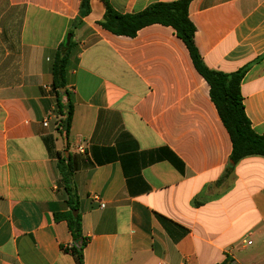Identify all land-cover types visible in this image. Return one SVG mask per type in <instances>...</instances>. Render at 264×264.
<instances>
[{
	"label": "crops",
	"instance_id": "obj_1",
	"mask_svg": "<svg viewBox=\"0 0 264 264\" xmlns=\"http://www.w3.org/2000/svg\"><path fill=\"white\" fill-rule=\"evenodd\" d=\"M108 1L136 14L177 0ZM80 6L0 0V264H79L67 248L81 241L54 216L70 210L59 152L83 264H264V157L228 172L232 141L185 43L161 24L115 35L101 0L83 18ZM188 16L204 64L243 72L245 113L264 135V0H192ZM69 35L65 137L52 68Z\"/></svg>",
	"mask_w": 264,
	"mask_h": 264
},
{
	"label": "trees",
	"instance_id": "obj_2",
	"mask_svg": "<svg viewBox=\"0 0 264 264\" xmlns=\"http://www.w3.org/2000/svg\"><path fill=\"white\" fill-rule=\"evenodd\" d=\"M90 1L81 0L80 17L83 18L90 13ZM101 1L105 5L106 12L100 25L115 35L134 37L139 30L153 24L170 26L175 29L178 37L185 43L197 71L209 84L211 99L230 135L232 166L228 169V172L244 158L251 156L264 157V135H258L252 129L245 113L243 96L240 90L243 72L227 75L213 71L204 64L195 43L196 28L188 16V7L192 0L157 3L136 14H122L116 11L108 0ZM71 49V44L69 46L63 44L56 52L52 68V86L55 90L57 112L59 114L57 133L65 137L69 136L73 117V103L66 79ZM62 97H67L68 102L66 104L62 102ZM57 156L62 181L69 196L67 203L70 210L56 212L54 216L56 220H66L74 241H81L79 247L73 244L67 250L77 257L79 264H83V248L86 245V240L82 238L81 217L80 215H74V211L78 209V202L74 201L76 194L71 183L70 158H63L60 152ZM229 262L230 260L226 259L222 264H229Z\"/></svg>",
	"mask_w": 264,
	"mask_h": 264
},
{
	"label": "water",
	"instance_id": "obj_3",
	"mask_svg": "<svg viewBox=\"0 0 264 264\" xmlns=\"http://www.w3.org/2000/svg\"><path fill=\"white\" fill-rule=\"evenodd\" d=\"M70 41H71V35H69L68 37H67V45H70ZM75 215L77 214V211H75V213H74Z\"/></svg>",
	"mask_w": 264,
	"mask_h": 264
},
{
	"label": "built area",
	"instance_id": "obj_4",
	"mask_svg": "<svg viewBox=\"0 0 264 264\" xmlns=\"http://www.w3.org/2000/svg\"><path fill=\"white\" fill-rule=\"evenodd\" d=\"M48 122H49V117L45 119L44 125L47 126ZM80 151L83 152V149L80 148Z\"/></svg>",
	"mask_w": 264,
	"mask_h": 264
},
{
	"label": "rangeland",
	"instance_id": "obj_5",
	"mask_svg": "<svg viewBox=\"0 0 264 264\" xmlns=\"http://www.w3.org/2000/svg\"><path fill=\"white\" fill-rule=\"evenodd\" d=\"M70 55H71V53H70ZM69 60H70V58H69Z\"/></svg>",
	"mask_w": 264,
	"mask_h": 264
}]
</instances>
